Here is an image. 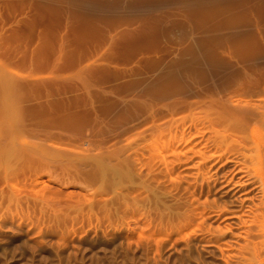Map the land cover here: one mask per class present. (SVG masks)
Returning <instances> with one entry per match:
<instances>
[{
	"label": "rangeland",
	"instance_id": "1",
	"mask_svg": "<svg viewBox=\"0 0 264 264\" xmlns=\"http://www.w3.org/2000/svg\"><path fill=\"white\" fill-rule=\"evenodd\" d=\"M258 101L264 0H0V264H264Z\"/></svg>",
	"mask_w": 264,
	"mask_h": 264
},
{
	"label": "bare ground",
	"instance_id": "2",
	"mask_svg": "<svg viewBox=\"0 0 264 264\" xmlns=\"http://www.w3.org/2000/svg\"><path fill=\"white\" fill-rule=\"evenodd\" d=\"M252 105L257 112L256 115L259 116L261 126H254L246 138L247 141H244L245 144H243L249 147L251 151V165L249 164L247 166V170L249 172V177L255 180L256 186L261 192L260 203L264 206V102L258 101ZM257 216L264 222V207H262V210H260ZM261 226L264 227V225Z\"/></svg>",
	"mask_w": 264,
	"mask_h": 264
}]
</instances>
